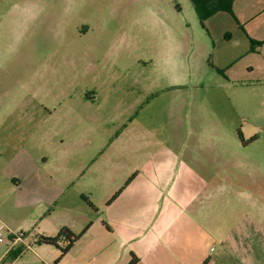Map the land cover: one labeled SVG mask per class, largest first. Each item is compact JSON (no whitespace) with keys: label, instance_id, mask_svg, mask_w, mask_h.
<instances>
[{"label":"rangeland","instance_id":"1","mask_svg":"<svg viewBox=\"0 0 264 264\" xmlns=\"http://www.w3.org/2000/svg\"><path fill=\"white\" fill-rule=\"evenodd\" d=\"M173 53L194 66L178 71L170 60V68L163 67V54L173 59ZM246 64L261 67L252 84L245 83ZM178 77L185 85L175 88ZM261 80L264 0H233L230 12L204 23L191 0H0V92L6 90L0 99V220L11 227L0 237V259L16 235L26 234L32 248L18 264H106L103 255L89 263L83 256L94 255L107 224L114 229L133 220L142 206L134 201V177H155L163 150L170 139L178 145L173 133L181 131L191 148L183 158L189 168H181L177 156L159 185L161 201L183 197L184 208L199 211L200 225L237 246L245 264H264ZM86 92L97 97L86 106L90 114L58 131L90 129L85 141L92 144L67 150L42 143L43 135L55 136L42 104L52 110L57 100L69 101L79 114ZM202 131L217 138L199 136ZM214 162L219 183L199 185V178L212 176L206 164ZM11 175L24 180L15 194L5 186ZM207 187L214 191L205 193ZM68 227L79 239L90 230L69 251L66 240L58 246L32 241ZM114 240L106 234V241Z\"/></svg>","mask_w":264,"mask_h":264},{"label":"crops","instance_id":"2","mask_svg":"<svg viewBox=\"0 0 264 264\" xmlns=\"http://www.w3.org/2000/svg\"><path fill=\"white\" fill-rule=\"evenodd\" d=\"M247 55V53H244V55L242 57H238L234 63L242 61L245 57H247ZM160 60L163 67L169 68L171 60V65H173V67L178 71H182L187 68V66H194L193 62H191L192 64L189 63L186 55L182 57L181 54L177 53H173V59L169 58L168 54H163ZM147 64L148 63H145V66L150 67L149 65L153 64V62L149 63V65ZM243 69L246 74L245 83L252 84V77L255 76L259 70H261V67L257 68L246 64ZM262 73H260V76ZM174 80V84L176 85L174 86L175 88H180L185 85V77H178ZM257 82V84H261L264 80ZM67 85H70V83ZM5 94L6 90L1 91L0 99L3 98ZM96 101L97 97L92 95V92H86L80 98L79 105L77 104L80 108V110H78L79 114H77L78 112L75 113L69 101L59 102L57 100L56 103L52 105V110H50L49 104L45 101V104H42L41 106V111L47 114L46 121L51 124L50 130H52L50 134H48L55 136L49 138L48 135L45 134L42 136L41 142L47 146H54V144H59L61 146L66 145L67 150L75 147H89L92 142L85 141V139L89 138L88 136H90L91 133L90 129H84L83 132L81 131L82 133H78L76 130H73L65 135L64 131L59 132L58 128L61 130H69V127L74 123V117L77 121L81 117H84V114H90V107L86 106ZM102 101L103 100L99 99L100 106L105 105L104 101ZM197 133H199V136L204 133H213L214 137L217 138L215 132L212 131H202ZM55 138L57 139L54 141ZM173 138H175L174 141L178 138L179 143L177 146H171V139L169 140V146L163 150L164 161L161 164L156 176L149 178H144L142 176L134 177V201H139V203L142 204L141 209L134 211L133 220L131 219L129 222L121 224L114 229L111 226H107V224L105 229L103 228L104 235L101 238L102 243L100 241L99 245L93 248L94 250H97L94 255L87 252L84 254L83 258L85 259V262L89 263L91 260L95 261L103 255V258L106 259V264H129L133 257L138 259L137 264H204L205 262L206 264H245L238 256L237 246H230V242H219V236L216 232L206 230L204 229L206 227L200 225L203 224V220L200 218L201 216L199 211L189 212L184 208L180 201H183V197L179 199L175 196V194H173L168 199H163V201H161L160 195L163 189L160 190V184L165 182L168 178L167 174L169 170L173 168L177 156V162L179 161L180 167L185 170H188L189 168L186 163L187 161H183V158L187 153V149H191L187 145L185 132L179 131V133H173ZM121 145L122 144H120V146ZM121 147L124 148L123 146ZM193 152L194 150L192 153ZM39 159L44 164H47L49 160L44 155H41ZM198 164L199 163H194V166H197ZM206 165L210 166L212 176L210 178H199L197 183L199 185L202 184L207 186L218 184L220 180V177L218 176L220 164L218 162H214ZM228 169H233V166H228ZM23 185L24 180L18 175H11L5 184L8 192L14 194L15 192H19L23 188ZM144 185H146L145 188L140 187ZM213 191V188L207 187L205 189V193L208 194H211ZM0 222L6 227L9 226L4 221L0 220ZM69 230L72 231L70 228ZM89 232L90 230L88 228V231L82 236L85 237L89 234ZM106 234L114 236L115 240L106 241ZM38 237L40 236L32 239V241L39 244L37 242ZM81 237L78 241L82 239ZM26 238L27 236L24 234L21 241L13 243L15 246L10 247V252L7 250L2 255L0 264L7 261L10 257L9 255L14 253L12 252L13 249L20 246L23 248L19 249L22 250V252H20L17 256H14L10 262V264H18L25 256L24 252L28 248H32L31 244L26 241ZM78 241L76 243H78ZM39 247L42 248V245H39ZM219 247V252H222L220 256H218ZM212 248H214L213 251ZM107 251L109 253L106 255L105 253ZM35 255L39 257L36 252Z\"/></svg>","mask_w":264,"mask_h":264},{"label":"trees","instance_id":"3","mask_svg":"<svg viewBox=\"0 0 264 264\" xmlns=\"http://www.w3.org/2000/svg\"><path fill=\"white\" fill-rule=\"evenodd\" d=\"M191 2L200 20L204 23V21L218 12H230L233 0H191ZM78 239L79 236L75 235L68 228H64L55 237L41 236L38 238L37 242L47 246H58L59 242L66 240L69 241V245L66 248V250L69 251ZM137 262L138 259L133 257L129 264H137ZM204 264H206V262Z\"/></svg>","mask_w":264,"mask_h":264},{"label":"built area","instance_id":"4","mask_svg":"<svg viewBox=\"0 0 264 264\" xmlns=\"http://www.w3.org/2000/svg\"><path fill=\"white\" fill-rule=\"evenodd\" d=\"M7 227L0 222V237H3V230L6 229ZM24 237V234H19V235H16L15 238L13 239V243H16V242H19L23 239ZM214 250V248H212V251Z\"/></svg>","mask_w":264,"mask_h":264}]
</instances>
